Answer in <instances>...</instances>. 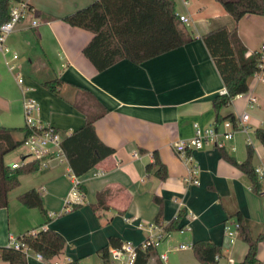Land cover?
<instances>
[{
	"label": "crops",
	"instance_id": "0c3cea01",
	"mask_svg": "<svg viewBox=\"0 0 264 264\" xmlns=\"http://www.w3.org/2000/svg\"><path fill=\"white\" fill-rule=\"evenodd\" d=\"M174 1L176 13L190 19L186 27L195 37L192 42L140 64L124 59L99 72L82 53L92 33L63 21L92 0H19L30 12L6 36L4 47L9 52H0V126L24 127L23 101L30 98L38 104L35 117L40 124L55 128L63 137L73 133L85 121L84 114L72 105L78 86L108 109L94 127L99 139L115 149L113 155L78 177L84 195L81 206L61 215L72 185L67 160H52L47 169L20 176L19 185L7 194V207L0 208V246H7L10 237L46 226L45 232L26 238L27 264H43L40 254L49 262L105 264L98 251L114 247L108 244L109 237L136 244L145 239L147 232L136 225L155 222L160 207L155 196L162 200V221L168 222L182 211L179 227L187 228L183 233L172 231L157 245L159 253H166L168 264H202L192 248L175 249L196 241L215 243L224 258L241 264L247 244L238 235L233 243L224 236V224L233 225L236 213L250 221L254 235L264 232V191L254 193L248 176L224 159L220 149L206 146L193 152L197 185L186 181L188 165L172 149V143L193 136L194 123L203 128L216 121L213 99L225 89L202 36L221 26L236 27L249 55L264 40V15L245 14L236 24L218 0H188L186 5ZM5 59L12 69L5 66ZM19 76L30 87L26 93L17 83ZM53 79L62 81L58 93L43 86ZM247 83V92L233 97L219 112L221 116L228 115L230 108L236 114L247 112L250 129L234 133L223 150L242 162L246 146L251 144L256 167L264 164V145L255 135L257 128L264 129V82L251 75ZM250 96L257 99L251 108ZM21 136L14 134L15 138ZM154 152L166 167V179L155 175L157 166L147 169L154 164ZM25 155L7 154L4 163H18ZM97 172L102 174L95 175ZM32 188L41 195L47 220L37 208L18 201L20 194ZM102 190L107 191L106 208L94 211L91 206ZM51 213L57 216L48 217ZM257 259L264 264V240L258 244ZM0 264L8 263L0 260Z\"/></svg>",
	"mask_w": 264,
	"mask_h": 264
},
{
	"label": "trees",
	"instance_id": "16d2710c",
	"mask_svg": "<svg viewBox=\"0 0 264 264\" xmlns=\"http://www.w3.org/2000/svg\"><path fill=\"white\" fill-rule=\"evenodd\" d=\"M218 1L236 24L245 14L264 15V0ZM15 2L19 0H0V25L8 20L9 8ZM63 21L72 27L92 33V38L82 49V53L99 72L124 59L140 64L195 39L188 32L186 25L180 21L174 0H92L88 6L66 15ZM202 41L226 89L225 94H219L213 99L216 122L233 119L231 114L221 116L219 111L228 105L233 97L247 92V79L256 70L257 54L252 52L246 55L247 49L240 40L236 27L228 29L226 26H221L213 29L202 36ZM61 84L62 81L59 79H53L44 82L43 86L58 93L57 87ZM72 105L84 114L85 121L78 130L63 137L61 147L72 173L80 177L99 162L113 155L115 149L99 139L94 127L95 121L104 117L108 109L90 91L78 86L75 87ZM15 133H20L22 136L15 138ZM30 133L31 130L25 125L22 128L0 126V208L7 207V194L19 185L21 175L39 170L37 161H30L14 169L4 163V156L19 148ZM255 135L264 145V129L257 128ZM220 150L224 159L248 176L252 191L259 193L262 186L258 183L255 167L252 164L253 146L251 144L246 146V158L242 162L228 155L225 150ZM153 157L154 164H148L147 169L149 170L153 165L157 166L155 175L159 179H166L165 165L156 152L153 153ZM79 189L83 192L81 186ZM106 196V190L97 194V203L91 206L94 211L106 208ZM154 200L160 206L155 217V222L159 224L164 222L162 200L156 196ZM18 201L27 208H37L47 220V211L39 191L35 188L20 194ZM79 206L81 205H75L74 209ZM181 216L182 211H179L173 219L164 222V229L167 231L179 229ZM235 223L238 237L248 246L241 264H258V244L264 240V232L254 235L250 221L241 213L235 214ZM108 244L119 246L121 241L116 237H109ZM192 251L200 263L209 264L214 262L215 255L220 253L221 249L211 241H196L192 243ZM98 253L106 263L108 246L102 247ZM157 255L158 251L155 247L139 251L138 264H146L151 257H154L155 264H159ZM0 260L8 264H27L25 252L8 245L0 246ZM76 262L79 261L75 260L71 264Z\"/></svg>",
	"mask_w": 264,
	"mask_h": 264
},
{
	"label": "built area",
	"instance_id": "2783aa9c",
	"mask_svg": "<svg viewBox=\"0 0 264 264\" xmlns=\"http://www.w3.org/2000/svg\"><path fill=\"white\" fill-rule=\"evenodd\" d=\"M184 5L188 3V0H181ZM30 12V8L27 4L21 2L13 3L9 8V18L0 25V52L5 54L9 52L8 48L4 47V40L6 36L13 30L14 26L24 19ZM179 19L186 26L189 25L190 19L185 15H178ZM33 25H37V21L32 22ZM257 54L256 70L252 74L260 81L264 82V40L255 51ZM17 55L13 54L12 58L17 59ZM4 64L8 69H12L13 65L9 60H4ZM17 83L20 85L22 92L26 93L30 87L24 84L22 76L17 78ZM226 89L221 91V94H225ZM256 97H248V106L251 108L256 104ZM38 111V104L35 100L25 98L23 101V113L25 126L31 130V133L25 137L22 145L27 148L25 157L18 163H12L10 167L12 169L25 165L28 161H37L39 164L38 169H47L52 160L62 162L67 160L61 147L63 135L53 127L44 126L40 124L36 119L35 114ZM234 113V114H233ZM229 114L233 116V119H224L217 123L216 121L206 127H200L198 123H194V134L190 139L181 140L172 143V149L176 156L188 165L186 181L189 184L197 185L198 181V169L194 164L193 152L203 149L206 146H210L217 149H224L227 142L232 139L234 133L242 131L247 133L250 129L249 121L250 116L247 112L235 113L232 108L229 109ZM228 114V115H229ZM21 145V146H22ZM255 173L258 178V183L262 186L264 191V164L255 167ZM101 172L95 173V175H101ZM71 180V188L63 200L62 211L58 214H64L72 211L75 205L82 203L84 197L82 191L79 189L80 181L78 177L73 173L69 175ZM57 216L55 213H51L48 217ZM164 222L157 224L156 222L144 223L138 222L136 227L140 230H145L147 235L145 239L136 244L130 240L122 241L119 246L108 247V257L105 264H138L139 251H144L149 247L157 248V245L165 241L170 237L172 231L164 229ZM46 226H41L39 229L30 231L20 237H10L8 246L17 250H22L27 254L28 244L25 239L29 236H34L39 232H45ZM187 228L181 227L177 229L183 233ZM238 235L237 224L233 225L224 224V236L228 243H233ZM192 248L191 244L181 243L175 247V249ZM159 264H168L167 255L165 252H158L157 255ZM38 259L43 264H71V262H49L43 255H38ZM72 264H82L80 262ZM146 264H155L154 257ZM209 264H235V261L218 253L214 257V262Z\"/></svg>",
	"mask_w": 264,
	"mask_h": 264
},
{
	"label": "rangeland",
	"instance_id": "374dc122",
	"mask_svg": "<svg viewBox=\"0 0 264 264\" xmlns=\"http://www.w3.org/2000/svg\"><path fill=\"white\" fill-rule=\"evenodd\" d=\"M23 117L24 116H23V113H22V116H21L22 121H24V118ZM251 121H252V119H251ZM26 152H27V148L22 145L19 148L15 149L14 151L10 152L9 154L11 155L10 157H18L19 154L26 153ZM112 213L117 214V211L115 209H113ZM99 264H101V263L99 262Z\"/></svg>",
	"mask_w": 264,
	"mask_h": 264
}]
</instances>
